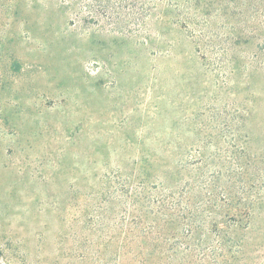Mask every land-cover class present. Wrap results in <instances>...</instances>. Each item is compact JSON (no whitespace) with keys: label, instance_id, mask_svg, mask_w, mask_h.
Returning a JSON list of instances; mask_svg holds the SVG:
<instances>
[{"label":"rangeland","instance_id":"1","mask_svg":"<svg viewBox=\"0 0 264 264\" xmlns=\"http://www.w3.org/2000/svg\"><path fill=\"white\" fill-rule=\"evenodd\" d=\"M165 1L0 0V264H136L90 199L140 140L264 153V0Z\"/></svg>","mask_w":264,"mask_h":264},{"label":"trees","instance_id":"2","mask_svg":"<svg viewBox=\"0 0 264 264\" xmlns=\"http://www.w3.org/2000/svg\"><path fill=\"white\" fill-rule=\"evenodd\" d=\"M165 2L156 26L184 28ZM137 151L96 172L91 189L92 223L118 233L123 259L264 264V153L235 140H140Z\"/></svg>","mask_w":264,"mask_h":264}]
</instances>
